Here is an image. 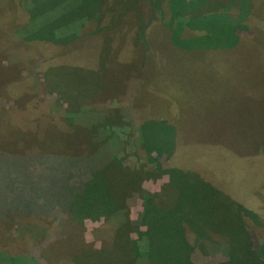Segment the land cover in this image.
<instances>
[{
	"label": "trees",
	"instance_id": "trees-1",
	"mask_svg": "<svg viewBox=\"0 0 264 264\" xmlns=\"http://www.w3.org/2000/svg\"><path fill=\"white\" fill-rule=\"evenodd\" d=\"M143 1L147 16L140 23L142 26L138 25L134 38L135 56L130 62L118 60L117 52L112 57L116 68L122 65L127 70L126 77L116 78V72L113 73L116 68L110 73L102 70L111 54L104 52L107 49L104 46L109 45L113 34L106 36L109 42L103 41L106 45L100 54L98 46L97 50L86 47L84 54L77 53L80 61L85 60L86 65L89 62L88 68L95 67V63L98 66L95 72L90 71L100 78L94 85L100 92V100L89 99L81 85L74 88L66 84L74 81L71 74L89 71L77 64L44 67L42 63L47 94L55 95L44 103L36 100L40 92L38 84L33 85L28 76L22 75L24 71L33 70L31 58L42 45L69 46L78 52L77 41L86 38L87 46V30L92 27L90 22L97 18L98 0H24L20 7L25 13L24 23H18L20 15H5V20L0 22V45L11 44L9 47L24 50L23 55L11 56L5 49L0 51V99L14 95L10 106L0 105V128L7 134H15L17 141L21 133L26 140L22 148H19L20 142L17 147H0V168L9 178V185L3 191L6 194L0 200L4 205L0 217V227L4 228L1 235L7 239L0 242V264H37L28 256L26 243L53 226L59 213L65 216V226L60 229L61 238L41 250L46 264H192L190 258L195 247L188 239L189 234L205 244L210 234L221 236L227 257L222 264H264V238L253 248L247 225L250 220L264 230V141L252 148L242 147L237 142L233 149H227L230 161L219 175L223 178L228 173L239 183L231 184L235 191L231 196L189 169L172 166L161 170L153 157L154 154L168 159L181 158L189 151L193 164L203 160L209 168L213 162L205 158H210L211 150L199 149H226L227 145L219 139L202 145L184 144L180 130L174 127L179 100L169 95L165 80L155 83L144 80L148 62L162 60L164 56L163 47H156L154 38L150 40L153 26L160 24L165 30L167 27L161 23L162 12L157 0ZM179 1L181 3L175 0L176 5ZM236 1L238 7L247 11L246 0ZM7 2L4 0L5 6L0 7V15L7 11ZM168 2L174 10V0ZM214 13L216 15L204 17L192 15L188 21L183 20V25L178 22L174 29H168L170 36L164 40L171 48L173 61L207 60L205 57L232 61L235 47L246 41L235 34L237 27L242 28L240 18L232 20L226 14ZM217 16H221L224 23L215 29V22L211 20ZM179 18L180 15L172 14L174 22ZM131 21L128 18L121 26L131 28ZM183 27L187 31L203 30L204 34L182 39L179 33ZM91 42L96 44L95 39ZM165 56L170 58L167 53ZM4 61L8 63L4 65ZM107 74L112 80L110 85L106 84ZM75 82L73 85L78 83ZM129 83L132 90L127 89ZM104 101H109L108 105ZM122 104L137 116L134 121L137 135L130 125L126 127L128 130H123L134 138L130 155L133 161L130 162H125L129 157L123 146L126 141L123 143L124 139L112 131L113 123L121 119ZM43 106L49 108L43 109ZM71 114L75 118L71 120L77 119V123L70 122ZM198 152L205 156L198 158ZM246 171L253 174L246 178ZM164 174L168 175L169 183L161 192L143 190L145 179ZM0 181L5 182L1 177ZM133 193H138L143 201L138 224L131 221L126 205V199ZM100 219L103 223L96 232H100L105 241L101 249L94 250L85 243L83 223ZM21 226H25V231ZM131 233L136 234V239H131ZM205 244L197 248L203 251ZM11 245L15 250L9 248ZM57 250L69 255V260H55Z\"/></svg>",
	"mask_w": 264,
	"mask_h": 264
},
{
	"label": "rangeland",
	"instance_id": "rangeland-1",
	"mask_svg": "<svg viewBox=\"0 0 264 264\" xmlns=\"http://www.w3.org/2000/svg\"><path fill=\"white\" fill-rule=\"evenodd\" d=\"M23 1L24 0H18V2L17 0H8L7 11L1 14L2 17L0 15L1 24L3 22L2 19L5 20V15L8 17H19L20 15L17 19L18 23L22 24L25 22V13L20 8ZM98 1L99 2L97 3L99 7L96 13L97 18L90 22L92 23V27L87 30V46L86 38L77 41L78 43H76V47L78 49L80 48L78 52L75 48L69 46L42 45V48L39 50L37 49V53L31 58L33 70L30 73H27V71L22 73L23 77H29L33 85H36L37 83L40 87V92L36 98L39 103H44L45 100L51 101L53 97H55L54 94H47L46 85L42 77V63H44V67L70 63L69 65L72 66L77 64L81 68H88L90 67L89 62L86 65L85 60L84 62H82L83 60L80 61L79 59L81 57H77V53L79 55L84 54L87 47L88 50H95L97 48L100 54L103 46L106 45L103 44V41L109 42L107 39L109 37H106L108 34H113V36L111 37L112 39L111 42H109V45L107 44L104 46L107 48L104 49V52L105 50L106 52H111V54L109 53V56H111H108L109 62L107 59V65L105 68L103 67L102 70L106 73H110L116 68L117 64L112 61V57L116 54L115 52L120 56V59L118 60L122 61L130 62L135 56L136 49L133 48L135 44L134 38L138 32V25L139 27L140 25L142 26L140 23H142L147 16V9L144 1ZM3 2L4 0H0V3H2L0 7L2 8L5 6ZM236 2V0L234 2L231 0H181V3L179 1L176 5L174 0L175 7H173L174 10H171L168 0H157L162 12L160 17L162 18L161 23L165 25L167 29L165 30L162 28L160 24L154 25L153 27L155 29L154 32L150 33V40L154 38L156 41V47H163L161 50L163 49L162 53L164 56L162 57V60L157 58L151 64L148 62L149 65L145 72L146 74L144 75V80H149L151 83L153 81V83H155L159 80H165L164 86L169 90V95L179 100V105L175 107L177 115L174 114V127L180 130L181 140L184 144L190 146L202 145L208 141H216V139H219L225 141L227 145L225 147L226 149L220 147L199 149L204 151H207L206 149L211 150L210 158H205L206 161L210 159V162H213L209 168L205 166L203 160L197 162V165L193 164L192 158L188 157L189 151L183 155L184 157H172L170 159L164 155L156 157V155L153 154V157H155L158 162L157 165H159V168L161 170H166L172 166H178L179 168L189 169L195 172L199 178L204 179L229 196H231L232 193H235L234 187L231 184L236 183V179L228 173H226L223 178L220 176L221 170L224 169V165L228 164L230 161L228 160V158H230V152L227 149L231 150L232 147H235L237 142H239V145L242 147L247 145L252 148L256 143L264 141V62L263 59L261 60V57L264 58V0H246L248 12L243 8L238 7ZM214 12L226 14L231 17L232 20L240 18L242 28L237 27L235 34L240 36L241 39H246V41L235 47L234 55H236H233L234 57L232 61L224 62L217 58L211 60L212 58L209 57L204 58L207 60L194 59L173 61L171 58V48L167 41L164 40V38L166 39V36L167 38L170 36L168 29L170 27V29H174L178 22L179 25L180 23L183 25L184 21H188L190 19L189 17L192 15L203 17L205 15H216ZM172 14L180 15V18L174 22V20L171 19ZM128 18L132 20L130 23L131 28L121 26ZM211 21L215 22V29L224 23L221 16H217L216 18L213 17ZM214 22L211 23L214 24ZM87 23H89V21H87L86 24ZM203 34V30L198 31L191 29L187 31V29L184 28V30L180 31L179 36L182 37V39H189L199 37ZM93 39H95L96 44L95 42H91ZM147 39L149 40V36ZM162 40H164V46ZM10 45L11 44L7 46L0 45V51L5 49L9 56L16 55L15 53L23 55V49L9 47ZM71 49L72 51H70ZM151 49L154 50V47ZM165 53L170 55V58L166 57ZM155 55L158 56V53ZM95 62L98 63L99 59H96ZM7 63L8 62L6 61L3 62L4 65ZM90 64L92 66L94 61L93 63L90 62ZM88 70L89 71H83L81 74H71L74 83L68 82L66 84H68V86L72 85L74 88L81 85L84 89L82 91L88 95L89 99L95 100L100 97V92H97L95 88L96 86L94 85L96 84L95 82L97 81V78H100L91 71L98 70V66L95 63V67L88 68ZM115 72L116 78H124L127 76V70L124 69L122 65H119L113 73ZM75 80H77L78 83L73 85L76 83ZM111 81L109 74H107L106 84L110 85L109 82ZM131 88L132 86L129 83L127 89L130 90ZM9 97L10 98L7 99H0V105L5 108L10 106L14 102V95L10 94ZM98 100H100V98H98ZM104 103L105 105H108L107 103H109V101H104ZM63 107H65V105H63ZM42 108L48 109L49 107L43 106ZM121 109V119L118 120V122L113 123L112 131H116V135L124 139L123 143L126 141L127 144H124L123 146L129 157L125 162H130L133 159L130 155L132 150H134V147L132 146V144H134V138L132 135L128 136L127 131L123 130H128V128H126L128 125L135 130L137 125L134 121L137 116H135L134 111L131 108L126 107L125 104H122ZM100 115L104 114L100 112ZM85 116L88 118L87 114ZM70 117V122H78L77 119L74 121L71 120L74 118V114H71ZM88 121H90L89 118ZM134 132L136 136V130ZM38 135L37 137L40 138V133H38ZM23 138L24 134L21 133L20 140L17 141L15 134H7L4 128H0V147H17V143L20 142L19 148H22L24 142H26ZM244 138H246V140H244ZM114 150L119 152L117 148ZM203 155L205 156L203 152H198V158ZM260 157L262 158V156ZM140 158V160L143 161L142 157ZM1 169L2 168H0V177L5 181L4 183H2L3 181H0V200H3L4 195L6 194L3 193V191H5L7 184L9 185V178L2 173L4 169ZM157 171L158 170L156 169V172ZM252 174L251 171L245 172L246 178ZM168 183V175L164 174L155 179H145L142 183V188L147 193H159L162 191L164 185H167ZM242 192L243 191H241V193ZM126 205L129 210L131 221L138 224L140 221V215L143 211V201L138 193L131 194L126 199ZM3 208L4 205L0 201V217ZM198 209L199 207L196 206L195 210ZM59 214L58 220L53 226H50L47 231L40 234L35 240L26 243L28 256H30L37 264H46L41 258V250L52 241L57 240L62 236L60 234V229L65 226V216L62 213ZM102 223L103 219L97 221L85 220L83 223V237L85 243L88 244L91 249H101L103 241H105L103 240L104 236L100 232H96V230L101 227ZM24 224H26V222ZM247 225L253 248H256L263 241L264 230L262 226L255 225L250 222V220ZM21 229L25 231V226H21ZM3 230V226L2 228L0 227V242H7V239L1 235ZM141 230H143L142 227ZM129 236L131 239H136L137 237L135 233H131ZM188 239L192 247H195L190 258L192 264H222L227 260L225 255L226 250L221 245H224L221 236L210 234L209 241H206V244L205 242L202 243V241L198 242L194 240L195 237L193 234H189ZM204 244L205 248L203 251L197 248L198 245L199 247H202ZM9 248L15 250L13 245ZM53 258L60 262L61 260L67 262V260H69V255L57 250V254H55V257Z\"/></svg>",
	"mask_w": 264,
	"mask_h": 264
}]
</instances>
